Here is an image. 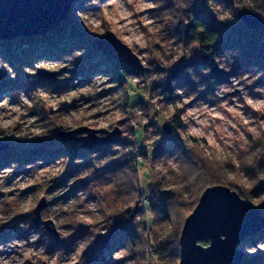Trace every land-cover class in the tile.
<instances>
[{
	"label": "rangeland",
	"instance_id": "obj_1",
	"mask_svg": "<svg viewBox=\"0 0 264 264\" xmlns=\"http://www.w3.org/2000/svg\"><path fill=\"white\" fill-rule=\"evenodd\" d=\"M192 2L222 30L243 13L264 23V0H75L58 26L70 42L11 53L16 63L0 57V264H178V239L161 240L176 226L179 238L201 193L219 180L264 216V73L236 71L226 56L220 82L188 72L191 85L175 81L168 95L157 87L190 58L210 59L191 37ZM109 32L144 67L123 85L94 44ZM80 127L108 141L85 150L57 136ZM201 165L211 171L199 184ZM194 183L196 197L184 195L186 205L158 220L154 193ZM42 201L48 228L34 223ZM237 248L242 264H264V241Z\"/></svg>",
	"mask_w": 264,
	"mask_h": 264
},
{
	"label": "water",
	"instance_id": "obj_2",
	"mask_svg": "<svg viewBox=\"0 0 264 264\" xmlns=\"http://www.w3.org/2000/svg\"><path fill=\"white\" fill-rule=\"evenodd\" d=\"M75 0H0V40L17 37L41 36L56 29L64 20ZM247 29H254L262 23L258 15H240ZM96 49L110 56L116 63L143 71L139 58L113 33L94 39ZM39 76L53 78L54 73L39 70ZM169 134L168 126L163 127ZM86 133L87 136H79ZM97 130L80 127L63 130L57 134L63 141H83L85 150L108 139L95 136ZM4 146L0 143V148ZM46 206L42 201L34 210V223L41 221L40 210ZM264 232V216L252 207L234 189L225 185L205 188L193 211L185 218L179 235L178 264H242L243 254L237 248ZM201 241H207L203 245Z\"/></svg>",
	"mask_w": 264,
	"mask_h": 264
},
{
	"label": "trees",
	"instance_id": "obj_3",
	"mask_svg": "<svg viewBox=\"0 0 264 264\" xmlns=\"http://www.w3.org/2000/svg\"><path fill=\"white\" fill-rule=\"evenodd\" d=\"M187 5L189 6V9H187L185 13H188V18H192L191 37L193 38V42L200 46L202 53H210V59L209 61H203L201 59L190 58L186 64L181 66V68L171 70L169 75L165 77V80L157 83V87H160L162 91H164V94L168 95L170 93L171 84L175 81H180L182 85H189L191 83V79H187L188 77L186 75L188 72H192L194 75L204 78L207 82H220L224 80L225 72L224 70H220L219 67L226 56L235 60L232 65L236 71L239 69H245L247 71L254 70L258 73H264L263 22L256 28L249 30L240 21L238 24L228 26L225 30H222L221 26L207 16L203 12V9L196 6L195 2L190 4L188 3ZM71 11L72 10H70V12ZM70 37H72V35L69 31H66L63 27H58L43 36H27L17 37L13 40H0V57L8 56L7 58L12 59L13 62L16 63V59L10 55L11 53L20 57L26 54H33V52L37 51V48L41 46L45 49H58L59 46L62 47V44L70 42ZM108 59L111 62L108 66L110 69L109 73L120 85L125 84L127 76L132 73H137L136 70H133L131 67L129 68L128 66L118 64L109 57ZM175 125L178 127L179 123H175ZM166 149L170 151L173 148L165 147V150ZM175 149L183 154H186L187 152L186 147L179 143L175 146ZM134 163L137 164L138 162L135 161ZM210 171V168L205 165H201V169L198 170L196 176L197 183L198 181L199 184L207 181L206 176L210 174ZM206 184L209 185L210 183L207 182ZM212 184L226 185L234 189L242 198L245 199V197H247L246 194L236 185L225 180L215 181ZM212 184L211 186H213ZM194 185L195 183L191 184L190 188L194 187ZM183 189H186V191H180L179 193L171 192L170 194H166L158 190L154 193L158 199L156 202L160 204L155 207L153 206L155 213L159 214L158 220H164L167 215H169L167 211H170V209L175 208V210L178 211L179 208L186 205L184 204L186 202V200L183 199L184 195L187 194L188 198L190 196H193V198L196 197V192H193V188L188 189L184 187ZM155 238L158 240L162 239L159 237ZM164 239L161 241L169 240V243L175 241L176 239L179 240V238H177V226L175 234H167ZM254 240L264 241V232L258 235L257 238H253V241ZM201 243L203 245L208 244L207 241H201ZM168 244H163V242H161L158 247L159 249H166L169 247ZM170 251L172 252L174 250L171 249ZM174 252L176 255L178 253L179 256V245L178 248L177 246L175 247Z\"/></svg>",
	"mask_w": 264,
	"mask_h": 264
}]
</instances>
